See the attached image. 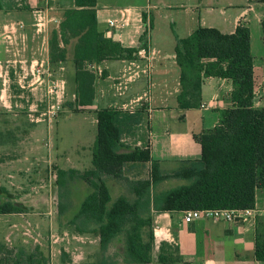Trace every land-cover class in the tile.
<instances>
[{
	"label": "trees",
	"instance_id": "obj_1",
	"mask_svg": "<svg viewBox=\"0 0 264 264\" xmlns=\"http://www.w3.org/2000/svg\"><path fill=\"white\" fill-rule=\"evenodd\" d=\"M257 1L264 4V0ZM20 9L27 6L0 0V11ZM96 13V0H73V7L64 10L63 22L48 40V60L53 67L67 60L68 46L72 44L74 99L67 104L72 112L87 111L95 102L99 76L91 66L105 61L137 60L142 50L147 51L145 13L141 15L144 31L136 48L123 47L99 32ZM260 26L264 45V19ZM174 61L179 68L180 91L176 100L180 112L201 107L205 79L227 80L232 85V107L219 112V123L214 128L193 136L200 146L198 159L182 161L177 169L164 171L158 161L151 160L148 147L123 146V140L133 135L142 122L145 105L141 104L133 110H95L97 132L91 168L56 171L60 190L73 181L88 187V194L68 226L77 234L97 238L101 252L123 235L124 261L129 264H151L153 260L152 213L254 209L256 192L264 190V106L255 107L253 56L246 23L240 21L231 34L198 27L186 38L176 40ZM168 180L187 184L158 190ZM109 181L120 187L116 198L111 196ZM0 191L4 194L0 215L30 211L18 202L19 195L3 188ZM64 209L59 205V214ZM254 257L257 262H264V222L257 225ZM48 260L49 252L45 254L40 247L24 255L0 241V264H47ZM157 260L160 264L177 263V247L161 244Z\"/></svg>",
	"mask_w": 264,
	"mask_h": 264
},
{
	"label": "rangeland",
	"instance_id": "obj_2",
	"mask_svg": "<svg viewBox=\"0 0 264 264\" xmlns=\"http://www.w3.org/2000/svg\"><path fill=\"white\" fill-rule=\"evenodd\" d=\"M5 2L24 5L22 0ZM36 2L39 3L31 0L34 7ZM63 3L65 8L73 6V0H64ZM125 4L135 5L137 8L133 10L129 22L122 30L137 25L141 13L147 16V45L150 47L151 58L149 64L137 63L138 69L130 72L136 83L133 85V99L127 102L128 108L147 104L150 109H174L175 85L179 86V68L174 61L176 40L186 38L198 27L215 28L223 34H231L239 21L246 22L250 32L254 92L257 95L264 91V45L260 26L264 19V4L257 0H97L102 24L109 19L118 20V13L114 9ZM48 6L55 8V4H50V1ZM36 13L41 15L35 17L31 13L17 10L0 11V51L3 52L0 60L10 61L6 65L7 105L0 116V169L9 164H18L17 168L13 167L17 171L13 172L12 177H7L9 174L0 171V189L19 195L18 202L30 208L23 215H0V241L8 248H14L15 253L21 252L24 255L35 247H40L47 254L54 234H62L66 230L67 233H75L68 226V222L78 210L88 187L82 182L73 181L64 190H60L56 185V171L71 168L84 171L91 168L97 132L94 111L97 106L107 105V101L101 99L98 104L95 101L87 111L69 110L67 104L73 101L71 95L74 91L72 44L68 46L69 52L62 70L58 67L60 64L53 67L49 63L48 44L47 59L44 60L46 38L48 43L50 33L57 25L52 20L54 17L48 22L49 19L43 16L44 13ZM52 13L55 14L54 9L49 11L50 16H54ZM32 18L36 27L29 30L25 23L27 20L30 23ZM143 31L142 26L141 33ZM31 46L34 47L33 50L39 48L37 55L32 53L33 50L28 52ZM26 49L25 60L21 58V53ZM39 57L42 59L39 60ZM112 63L104 62L103 68ZM0 66L5 67L3 64ZM51 82L57 86L56 94L48 93ZM224 84H229L232 89L230 82L206 80L205 99L216 94L224 96ZM211 106L207 102L205 108L210 109ZM262 106L263 101L255 103V107ZM153 117L156 120V124L153 123L154 129L167 125L183 126L172 111H155ZM149 124L148 121L142 124L143 131L147 130ZM164 169L172 171L176 166L169 163ZM185 184L187 182L182 180H168L158 190H170ZM108 186L112 198H116L120 193L119 186L112 181H109ZM0 197L4 201L1 191ZM255 203L256 207L264 210V190L256 192ZM59 205L65 207L62 214H59ZM71 237L68 233L65 239L56 244L57 249L62 251V260H68L67 253L63 252L64 248L81 252V246ZM80 238L88 240L86 249L95 255L89 264H128L124 263L123 235L113 240L106 252L100 251L97 239L91 235H80L79 242ZM151 264H160L156 256Z\"/></svg>",
	"mask_w": 264,
	"mask_h": 264
},
{
	"label": "crops",
	"instance_id": "obj_3",
	"mask_svg": "<svg viewBox=\"0 0 264 264\" xmlns=\"http://www.w3.org/2000/svg\"><path fill=\"white\" fill-rule=\"evenodd\" d=\"M22 1L24 5L27 6V9H20L17 11L31 13L35 17L36 15H41L36 12H42L44 13L43 16L49 19L48 22L51 21V17H54L52 18V20H55L54 23H56L57 28L59 24H61L64 20V10L70 9L64 7V0H47L46 2L37 0L39 1V3L36 2L38 6L36 5L35 7L31 4V0ZM49 1L50 4H55V8H51L48 6ZM43 3L45 6L43 5ZM135 8H137L135 5L125 4L118 5L117 7H115L114 11L118 13V20L125 21L126 26ZM53 9L55 14L52 13L54 16H50L49 11H53ZM96 11L97 29L99 32L103 33L105 37L119 42L123 47L126 48H136L139 45V38L142 34L141 28L143 26L141 21L142 13L138 18L139 23L137 25L130 26L127 29L125 28L126 30H122L125 26L121 29L111 30L107 27V21L105 22V24H102L99 10L97 9V0ZM56 18L58 20H56ZM26 22L27 23H24L26 24V27L29 26V30L36 27V23L33 18L30 20V23L28 20ZM51 28H53V26L48 29V32L49 30H51ZM47 44L48 43L46 38L44 60L47 59ZM33 48L34 47L31 46L28 49V52L32 51ZM149 48L150 47H148L147 45V51L145 52V54H143L144 52L141 51L139 53V59L137 60L111 61L113 63L110 64V66H104V68V62L94 66L93 70H95V72L99 76V80L97 79L95 83V101L97 102V104L101 99L105 102L107 101L106 106H97L95 110L106 107L133 110L141 105L140 104L135 108L127 107V102L131 101L133 99L132 95L135 94V87L133 85L136 83L133 76H130V72L138 69L139 66L137 63L143 64L146 62L147 64H149L151 60ZM26 51L27 49L21 53V58L25 60ZM39 51V48H35L32 53H35V55H37V52L39 53ZM2 53L0 51V54ZM38 59L40 60L42 59V57H39ZM1 60L0 64L5 65V67L2 68V66H0V116L3 114L2 110L6 109L7 105L5 98L7 89L5 88V86L7 82L6 77L8 76V66L6 67V65L10 63V61H8L7 59ZM64 63L58 66L61 70L63 69L62 65ZM212 79L216 78H207L204 80L201 88V107L197 109H190L183 112H180L178 110V104L176 100L177 95L180 91V85L178 86V84L175 85L174 98L176 101V107L174 109L166 107L150 109L147 104H145V112L143 113L140 126L137 128L136 132L133 135H130L123 140L122 145L130 149L135 147H148L151 160L158 161L160 163L161 169L164 171H167V169H164V166L169 163L174 164L177 169L180 166V162L182 161L198 159L200 156V146L194 141L193 136L214 128L219 123V112L222 110L230 109L232 107V103L230 100L232 89L230 88L229 84H224L223 86L226 89V93H224V96L221 94H216L209 99H205V81H211ZM218 80L224 83L229 82L222 79ZM71 97L74 99V91ZM255 98L257 101L264 102V91L257 95L255 94ZM207 102L212 104L210 109L205 108ZM155 111H160L161 113H168L172 111V114L178 119V121L183 123V126L167 125L162 126L161 128L156 127L157 129H154L153 123H155L156 120L153 117V113ZM180 115L183 117L182 120L179 119ZM145 121H148L150 124L148 125L147 130L144 129L143 131L142 124ZM17 165L18 164L13 163V165L9 164L3 166L0 171L3 170L4 173L9 174V176L5 175V177H12L13 172L17 171L13 167H16ZM5 181L10 183L7 178H5ZM83 187V190L86 191L85 186ZM118 189L120 190V187ZM87 194L88 192L86 193V195ZM256 204L257 203H255L254 210L259 213H257L254 218L243 219L241 217H236L232 221L195 219L191 222L186 223L183 221V215L181 212L152 213L151 220L154 235L153 258L155 256L158 258L161 244H166L168 246L177 247L178 261L175 264H264V262H257L254 257V245L257 225L264 222V210L256 207ZM68 233L72 235L71 238L79 243V245L81 246L79 247V250H81V252H78L75 249L73 250L64 248L63 252L67 253L68 260L67 262H63L62 251L57 249L56 244L59 243V241L65 239V237L68 236ZM68 233L66 230L62 234L58 233L56 235H53V238L50 241L49 260L47 264L92 263L91 261L94 259L93 256L95 255L94 253H89L86 249L89 243L88 240L80 238L81 241L79 242L78 239L80 237V234L71 233L70 231H68ZM92 237L95 238L94 236Z\"/></svg>",
	"mask_w": 264,
	"mask_h": 264
},
{
	"label": "built area",
	"instance_id": "obj_4",
	"mask_svg": "<svg viewBox=\"0 0 264 264\" xmlns=\"http://www.w3.org/2000/svg\"><path fill=\"white\" fill-rule=\"evenodd\" d=\"M46 2L47 0H41ZM125 21L123 20H108L107 27L111 30L121 29L125 26ZM145 54L146 51L142 50ZM94 69V66H91V70ZM95 72V70H93ZM56 84L53 82L50 83L48 87L49 94H56ZM257 214V211L254 209H202V210H190L183 212V221L188 223L195 219H213L218 221H232L236 217H241L243 219L254 218Z\"/></svg>",
	"mask_w": 264,
	"mask_h": 264
}]
</instances>
